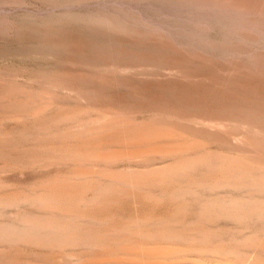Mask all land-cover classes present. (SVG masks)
<instances>
[{
	"label": "rangeland",
	"instance_id": "rangeland-1",
	"mask_svg": "<svg viewBox=\"0 0 264 264\" xmlns=\"http://www.w3.org/2000/svg\"><path fill=\"white\" fill-rule=\"evenodd\" d=\"M198 1L0 0V264H263L264 256L257 250L264 240L263 222L218 218L200 223L204 224L200 232L196 196H179L183 187L210 184L217 176H209L206 168L180 176L149 175L177 164L152 150H173L182 142H190L191 147L193 142L206 145L207 139L183 132L181 141L178 137L158 141L150 151L125 140L89 141L115 131L98 132L105 120L97 109L99 98L136 111L134 121L125 124L130 131L139 124L153 125V131L171 125L167 123L171 117L159 113L158 118L149 109L153 97L183 107L178 101L182 94L172 83L175 70L158 65L155 59L137 61L161 50L136 44L132 39L136 25L170 29L191 49L213 53L219 48L214 50L216 57L236 54L229 52V45L240 41V28L212 8L201 10ZM253 32L255 37L246 47L252 52L264 49V34ZM188 80L185 84L192 85ZM95 123L97 132L84 127ZM133 152L151 160L130 161ZM136 172L147 176H129ZM223 191L218 195L230 194ZM184 204L188 211L177 215L175 209ZM147 220L178 237L148 239L133 249L126 237L129 228ZM194 229L200 236L208 232L217 237L213 244L197 243L186 237ZM71 235L73 240H66ZM255 237L261 241L252 249L247 238ZM233 247V254L227 255ZM141 248L154 249L157 255L142 254Z\"/></svg>",
	"mask_w": 264,
	"mask_h": 264
},
{
	"label": "bare ground",
	"instance_id": "bare-ground-1",
	"mask_svg": "<svg viewBox=\"0 0 264 264\" xmlns=\"http://www.w3.org/2000/svg\"><path fill=\"white\" fill-rule=\"evenodd\" d=\"M192 2H194V0H192ZM197 4L201 7V10L211 11L212 8L215 11L220 12L221 15L225 16L232 22L234 21L236 26L240 28V32L238 31L240 33V41L237 40L238 43L233 42L231 45L228 44L230 50L228 48L225 49L226 51L228 49L229 52L231 51L232 53H236L235 55L229 54V56H223L224 58L219 56L216 57L213 53H215L214 50L219 48L213 49V53H210L212 50L209 52L200 48L199 49L201 51L191 49L192 47L190 48L188 45V47L184 46L181 43V38L174 35L170 29L167 28L169 31H166L161 28L162 26L152 28L149 26L143 27L136 25L133 28L134 32L137 33L136 36L134 33V37L132 38L135 40L136 44L140 46L151 45L161 50H159L160 52L158 54L150 55L148 57L145 56L141 59L136 58L137 61L140 60L141 62V60L149 59L150 61L151 59H155L153 61H156L158 65L166 66L172 71L175 70V73H173V77L175 78L172 83L174 84V88L178 89L180 91L178 92L182 94L178 96V101L183 103V107L178 108L174 107L175 105H167L163 102L165 99L160 101L154 97L152 100L150 99L151 101H146V103L148 101L150 102L149 109L153 108L154 112L158 114V118L159 113L166 115L165 118L168 117L169 119L171 117L173 120L169 119V122H167L171 125L153 131L155 126L152 129L151 127L153 125L150 127L147 124H141L140 126L138 122L140 127L138 126L137 129L130 131L125 127V124L129 119L133 120L135 118L133 115L136 111L133 110L130 112L128 111L129 109H126L128 107L123 104H118L116 101H106L107 99L103 100L105 98H101L100 101L99 98L96 100V105L98 107L96 108L99 109L101 115L104 117L103 119H105L102 127L100 126L101 130H99L100 128H97V122L91 125L88 124L84 127L92 133L94 131L97 132L98 130V132H100L103 130L108 131L115 129V131L111 133L103 132V134H100L98 137H92L89 139L90 142L95 143L107 140H125L135 145L145 146L149 151L158 146V141H168L173 137H178L179 141H181L183 132H185L186 135H192L199 140L207 139L209 143L206 145L193 142V146L191 147V144H189L190 142L186 141L184 138L183 141L188 143H177L178 147H174L173 150L169 148L162 150L161 148H154L156 151L152 150L153 154L160 156L161 159L164 160L173 159V161L175 160L174 162L177 164L175 166L170 165L171 167H167L163 170L160 168L159 170L155 169L154 172L150 171L149 175L180 176L182 173L194 168L200 170L206 168L209 176L211 174L212 176H217L212 182L210 181V184H199L197 187L189 185L187 189L182 186L183 191L181 189V194L179 193L181 199H183L182 197H184V195L196 196L197 203H200L198 207L199 209L197 208L198 211H196V215L198 217L194 215V210L196 209L193 210L194 213L192 214V216L194 215L197 217L196 224H198V227L201 226V228L199 227L200 232L206 222H209L210 224L215 222L218 218H226L228 220L231 219L237 221L241 220L244 222L257 218L256 220L264 223V49H259V47L252 52L249 50V46L246 45L248 41L254 39L255 35L252 34L253 31L259 32L260 35L264 34V0H199ZM153 26L155 25L153 24ZM175 34L178 35V33ZM189 36L188 38H190ZM191 39L193 38L191 37ZM196 40L199 41L198 39ZM185 42L187 41H184V43ZM193 42L195 43V41H192V43ZM208 43H210V41H208ZM252 43L255 42L253 41ZM197 45L201 44L198 43ZM223 46L225 47L226 45ZM225 50L224 52H226ZM188 79H192V85L185 84V80L189 82L191 81ZM230 88L236 92H230ZM147 104L149 105V103ZM154 112L151 113V115L153 114V117L156 119L157 117L156 114L154 116ZM157 120H155V122ZM235 123L236 125H239V127L231 128V124L234 125ZM83 144L84 143H82V145ZM65 147L62 150L66 151ZM82 147H84V145ZM80 149L82 148L80 147ZM70 153L73 152H69V154ZM79 153L83 152L81 151ZM133 153L128 156L129 160L130 158H139V160L147 159L148 161L149 157L144 158L140 157V155H135L136 153L133 155ZM141 153L143 154L144 152ZM129 154L130 153H128V155ZM150 154L151 156L153 155L152 153ZM124 157L126 158V155ZM154 158H156V156H153V159ZM149 159L151 160V158ZM118 161H120V158ZM138 173L136 172L135 174H130L129 176H145V178L147 176L143 174V172H141V174ZM219 190H228L230 194L227 193L228 195H226L224 193L226 196H220L218 195ZM206 193L209 194L206 195ZM176 197L178 196L176 195ZM186 199H188V197ZM191 206L193 207L194 205L191 204ZM187 209L189 208L187 206L185 207L184 204V206L181 205L180 208L177 207L175 210L179 213L177 215H181V213H184ZM191 212L187 213L191 215ZM162 221L165 220L163 219ZM184 222H186V220H184ZM156 223H151L150 220H147L145 223L142 222L141 225L138 224L135 228H129L130 232H128V234L130 233V235L126 237L128 238L127 240L132 243L133 249L140 248L141 245H143L142 242L148 239L165 238L166 236L172 238L173 236L178 237V234L176 233L170 235L167 233L168 229L165 231L161 228V225L159 226L160 223ZM191 223H193V221ZM150 225L158 228H156V231H152L150 229L153 226L151 227ZM149 227L151 228L149 229ZM174 228H176V226H174ZM182 230L179 232H182ZM194 230L195 232H190L188 236H186V234L185 236L190 237V239H195V241L197 240V243L198 241H201L202 244L203 242H212L217 237V235L215 236L213 233L208 232H206L204 236H200L199 234L202 233L198 232L199 230L197 229ZM257 237L251 239L247 238V246H252V249H254V244L261 241H257ZM262 237L264 239V235ZM73 238L74 237L72 235L70 237L67 236L66 240L72 241ZM258 238L260 239V237ZM85 239V241L88 240V238ZM92 239L95 240L94 237ZM99 239L101 240V238ZM229 247H231V244ZM231 248H227L228 253L225 252L227 255H230V253L233 254L234 247L233 250ZM257 250H260L264 256V240L262 243L260 242ZM139 251L146 255H157V251L150 248H141ZM210 251L214 252L212 249ZM254 254L252 257H254ZM259 254L262 255L261 253ZM248 258L249 257H247V259ZM262 258H260V260L264 264V259ZM254 259H256V257Z\"/></svg>",
	"mask_w": 264,
	"mask_h": 264
}]
</instances>
